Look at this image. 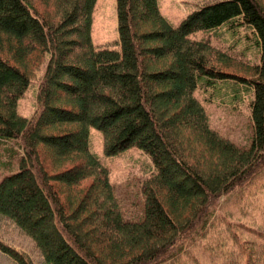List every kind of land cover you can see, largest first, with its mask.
Returning <instances> with one entry per match:
<instances>
[{
	"label": "trees",
	"instance_id": "obj_1",
	"mask_svg": "<svg viewBox=\"0 0 264 264\" xmlns=\"http://www.w3.org/2000/svg\"><path fill=\"white\" fill-rule=\"evenodd\" d=\"M91 1L0 0V91L28 85L47 58L36 111L20 130L9 128L0 95V143L19 140L23 153L0 180V214L32 239L46 264H164L207 224L218 199L264 170V64L247 80L215 63H228L219 60L226 53L215 57L208 41L199 52L188 50L176 32L219 25L240 6L243 24L259 32L264 47V2H217L173 26L157 0H115L120 58L99 67ZM192 70L205 91L218 81L258 85L247 145L213 130L190 100L184 86ZM110 83L131 91L133 103L118 102ZM91 127L102 133L106 157L134 147L151 162L129 205L89 151ZM25 175L28 184L17 185ZM42 221L54 236L40 229ZM0 249L17 264H32L22 252Z\"/></svg>",
	"mask_w": 264,
	"mask_h": 264
},
{
	"label": "rangeland",
	"instance_id": "obj_2",
	"mask_svg": "<svg viewBox=\"0 0 264 264\" xmlns=\"http://www.w3.org/2000/svg\"><path fill=\"white\" fill-rule=\"evenodd\" d=\"M226 1L229 0H157V4L160 13L173 26H178L193 12L200 11L210 4ZM134 7L139 9L136 3ZM244 15L239 6L238 14H232L219 25L207 28L203 24H198L190 32L176 33L181 36L185 42L184 48L188 50L199 52L202 43L208 41L215 57L226 53L219 60L229 62L221 63L217 60L215 63L219 64V67L252 81L255 77L251 74L255 67L260 68L264 64V47L257 44L259 32L243 24ZM233 21L234 26L229 29L228 26ZM90 39L96 48L97 66L100 67L110 56L113 57V63L119 61L115 0L91 1ZM230 53L236 57H230ZM46 59L38 69L36 78H32L28 85L14 83L1 86L0 95L7 110V123L13 131L24 127L36 111L37 77H42ZM105 63L109 65L111 61ZM191 75V84L184 86L186 93L190 100L205 112L212 129L238 144L247 145L250 135V113L258 103V85L251 86L247 83L245 86L241 84L238 86L230 80L218 81L214 92H211L200 86L193 70ZM109 85L118 102L133 103L134 95L131 91L125 90V87L119 84ZM17 142L19 140L0 143V180L10 170L16 169L18 157L23 154ZM88 147L89 151L108 168L109 180L114 184L116 195L122 204L125 206L135 201L140 183L153 170L149 158L134 147L106 157L102 133L92 127L89 129ZM171 171L167 170L166 174L170 176ZM171 178L174 176L171 175ZM28 182L29 177L25 175L17 185H27ZM30 182L35 188L33 177L30 178ZM132 205L134 207V204ZM214 205L216 207L207 224L191 234L184 241V250L164 264H264V170L258 172L252 181L241 188H235L228 196L218 199ZM38 226L42 231L54 236V230L44 228V221ZM0 245L24 253L32 264H46L32 239L11 219L1 214ZM0 264L17 263L0 249Z\"/></svg>",
	"mask_w": 264,
	"mask_h": 264
}]
</instances>
